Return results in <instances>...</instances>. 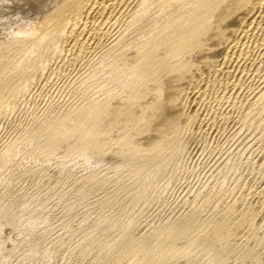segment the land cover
<instances>
[{
	"label": "rangeland",
	"instance_id": "obj_1",
	"mask_svg": "<svg viewBox=\"0 0 264 264\" xmlns=\"http://www.w3.org/2000/svg\"><path fill=\"white\" fill-rule=\"evenodd\" d=\"M53 3H52L53 5L51 4L52 7L49 6L48 10H44V12L41 13L34 21H32L30 24L27 25L28 30L30 29L32 31H28L27 28H25V30L30 32L28 34H30L31 36L22 33V35L18 34L13 39H11L16 43L19 42L18 44H20L21 41L23 40L22 41L23 47L27 49L25 50L24 48L25 53L24 52L23 53L25 55H23V57H20V59L22 58L23 60L21 59L22 61L19 62V66H18L19 68L17 67L18 69H20V66L24 64L23 68H21L20 70L17 69L18 71H20L19 73L15 70L19 74L18 75L16 73L18 75L16 80L18 79V77L20 78L21 76V79H20L21 82L18 80L17 81L20 82V85L22 84L21 87L26 86L23 90V92H25L26 95H24L23 93V94H19V96L18 95L9 96L7 98L9 105L7 101H6L7 105L6 104L4 105V107L8 106L7 107L8 109L5 107L6 108V112L4 111L5 114H2L3 110H0V113H1L0 115V211L1 212L3 211L0 214L5 215L6 217L7 216L10 217V218H6L5 216L0 215V219H1L0 220V264H115V263L117 264L119 262L120 263L122 262L121 264H123V262H125L124 264H127V263L130 264L132 256L135 257L136 255L133 253L135 251L130 250L131 253L129 252L130 253L129 254L127 249H124L125 240L127 237L132 238V239L134 237V239L136 240L143 238V240L146 241V243L148 244L147 250L151 252L153 250L155 253L152 252L153 253L152 254L151 252L148 253L147 251L145 253H148V255L145 253H143V255L139 254L137 259L140 262L141 261L140 259H142L144 256L145 259L143 258L144 261L143 262L141 261V262L143 264L144 262L145 264H151L153 261L158 262L161 259L160 257H162V255L160 256V253L161 254L163 253V247L159 245L161 243V240L160 239L156 240V239H151V238L159 237L166 227L170 228L171 225L178 226L177 224H180L182 222L183 223L190 222L192 215H193L192 216L193 219H191L190 223L196 220H197L196 222H199L200 224L203 223V221L206 222L205 220H209V219L218 220V219H221L220 215L223 216L224 214L226 215V213L228 214L229 212H231L233 208L235 209L233 215L235 217L237 215L236 217L237 220L232 214L231 216L230 214H228L229 217L228 215L227 217L228 218L231 217L228 220L229 226L232 229L234 228V226L235 228L237 226L239 227V228L237 227L238 228L237 230L236 229L233 230L232 232L234 233L233 239L234 237H236V239H234L235 240L234 243H236V240H237V244L239 241V244H238L239 246L243 245L241 247L238 246V248H241L242 249L241 251H244V253L240 251L241 254L239 252L238 254H236L237 256L234 254H233L234 257L227 256V258H225L222 261L223 263H221L219 260L214 261V257L212 259V256L211 257L209 256L210 254L215 255L216 252H214V249H210L211 247H209V244H208L209 240L207 241L205 239L207 242L206 243L205 240L202 238V236L201 237L198 236L196 237V243L200 247L197 249L200 251V253L199 251L195 250L196 252L194 251V254L192 255L193 258L191 257V259L189 260L190 262L187 261L188 264H196V262L198 261L196 259H199V258L201 259H199L198 261L199 263L197 262V264H200V262L201 264H204L208 261H210V263H212L213 261L214 264H219V263L227 264L228 262H230L229 264H231V262L233 261L232 264H236L237 259L239 258L238 256L239 254L241 257V255H245L246 254L245 252L247 251H255L256 250L255 247L258 248V250L256 251L257 253L259 252L261 253L262 251H264V249H262V247H260V245L256 242V239L254 238L255 240L254 241L253 238H251V232L248 229L249 227L248 225L247 227L245 226L246 223H244L245 225L243 224L244 220L242 218L243 214H245V216L247 215L249 216V217L247 216L249 219L251 215H253L254 213L260 214V212H262L263 210V208H261L262 205L260 206L259 204L260 202L264 201V199H261V198H264V194H263L264 185H262V183L264 184L263 182L264 181V170H263L264 169L263 168L264 166V158H263L264 157V154H263L264 153L263 152L264 151V137H263L264 136L263 134L264 132V111H261L264 109H260L264 107V104L262 103L264 100L259 101L258 97L255 98L256 97L255 95L259 92L258 91L259 90L258 86L260 85L259 81L257 79L252 80V83L254 82L255 84L254 83L252 84L250 82H248L247 84L246 82L247 85L245 84L244 88L247 87V91L249 92H247L243 88V90H240V93L238 92L239 94L237 93L238 96L231 95V100L232 99L233 100L230 101L229 103L228 101L230 100V98L229 100H225V102L220 100L221 101L220 103V101L217 102L216 99L214 97L213 99L211 96L209 97L210 102L208 101V103L206 102L205 105L198 106V112L200 113L202 111L201 112L202 114L200 113L202 115L201 120L202 119L204 121L206 120L207 123L206 121L205 123L204 121H202L203 124H201V128L200 127L199 129L196 128L192 133L193 135H190L192 136L191 138H193L192 140H190L191 142L189 141V138H190L189 136V138L185 139V141L181 143V144H184V143L185 144L182 146L180 145L179 147L181 148L178 149L174 155H170L169 157L164 156L163 158H161L162 162L160 163H163V164H160V166L158 167L157 165L154 166L155 164L152 165L153 163L143 164L140 161L142 163L141 164L137 160H135V162L132 161L134 163L131 162L130 163L131 165H130L128 163L129 162L128 159L127 160L123 159L124 158L123 155H121L120 153L116 154L120 151L119 150L120 145L116 143L117 139H115L116 142H113L115 141L113 140L110 143V146L111 148H113V150H107V151H113V153L116 154V155L114 154L115 156H104V155L98 156L90 152L78 154L74 152L73 149H71L72 147L69 148V146H66L65 149L64 148L60 150L57 149L55 153H52L54 149L53 151L50 150L51 153H49L48 151L49 148L50 149L52 148L47 146V147H44L48 149V150L45 149L47 151L46 152L43 150L45 137L43 136L41 138L40 137L41 134L38 133L40 132V129H42L44 126L46 127L48 123V122H45L44 120L49 121L50 118L52 117L51 118V121H52L54 120L56 116L59 117L60 115L61 117L62 113H63L62 116L64 115V113L66 114L68 113L67 115H69L71 111H72L71 114L76 115L75 113H77V111L81 112L80 108H83L82 110H84V108H86L87 105L88 106L91 104L95 105V103L97 102L96 100L100 102V104L98 105L100 107L101 104H103L102 102L104 103L109 102L108 101L109 98H110L109 99L110 101L111 100L115 101L116 98H119L118 96L121 97L125 95L126 93L123 94V92L125 91L121 92L119 90H124L125 88L127 89L128 87V86L126 87L125 85V77L127 76L125 77L120 76L121 78H119V75L117 73V71L119 72L120 70L119 66H116V67L114 66L115 68L113 67V61L116 59L117 56L113 55L112 53H107L109 47L113 44V38L115 39L116 37L115 35H113L112 38L110 39L111 42L109 41L107 42L106 47H103L104 45H101V47H99L97 51L83 53V55H80V57H77L76 55L72 56L70 52L67 53L64 51V49L62 50L60 46L58 47V44H57L59 43L58 37L56 36L57 34L53 32H52V35L55 34V37H50L51 36L50 35L49 37L43 38L41 46L37 48V50L33 51L35 53L27 52L28 47L31 46V43H32L31 41L36 40L39 34L41 35L42 32H45V29L47 27H45L44 24L47 22V19H46L48 16L47 12L51 13V10L55 8L56 1H54ZM143 23H145V21H143ZM30 25L31 27L34 26L33 28H37V29L39 28L38 29L39 32L37 30L39 34L36 32L35 29H32ZM41 26L42 28L45 27V29H41L43 31L40 30ZM26 36L28 37L26 38ZM126 37H129V36H126ZM30 38H34V39H30ZM52 38L53 40L54 38L57 39L55 40V42L53 40L50 41V42H53L52 44H55V46L53 45L54 47L51 46L52 44L50 42H48V39L51 40ZM143 38L145 39L146 36L145 37L142 36V40ZM26 39H29V40H26ZM139 39L140 38H138V40ZM11 40L10 42H8V44L10 43L11 45H13L14 42ZM24 40H26V42ZM45 44H47L46 46L48 48L45 47ZM25 45H28V47H26ZM146 46L143 48L148 47ZM49 47H50V50H51V47L53 49L50 51ZM56 47L60 49H57ZM132 47H134V44ZM132 47L131 45L130 47L125 46V49L128 48L126 50L124 48L123 50L121 47L122 52L121 51L119 52V50H117V52H119V54L120 53L125 54L129 52V50H132L133 49ZM45 49H48L49 51L45 52L46 51ZM39 50L41 51L42 58L40 57L41 56L40 52H38ZM59 50L62 52H60ZM139 50H137V52H139ZM54 51L57 54L53 53ZM142 51H140V54L143 53ZM31 53L36 55L35 59L37 58L39 59L37 62L34 59V55ZM46 53H48L47 55L49 54H52V55H49L48 57ZM62 53H63L62 55L63 57L60 55ZM92 53L94 54L92 55ZM55 54L56 55L59 54L61 57L59 58V55L58 57H56ZM124 54H121V55H124ZM27 55H30V57ZM67 56H68V59H67ZM114 56L115 58H113ZM26 57L29 58L30 60L28 61ZM44 57H45V60L43 59ZM54 57L57 59H54ZM75 57L77 58L73 61ZM61 58L64 60H62ZM79 58L82 60V62ZM111 58H113L112 59L113 61L111 60ZM66 59L69 61H65ZM77 59H79L80 62L79 60L77 61ZM26 60L28 62H26ZM46 60H47V63L43 64L44 62H46ZM23 61L25 62L22 63ZM32 61H34L35 64H33ZM29 62L31 63V65L29 64V66L27 65L26 67V64ZM40 62H41L42 67H40ZM66 62H68V65ZM105 62H109V63H105ZM38 64L39 66H37ZM104 65L109 66V67L106 66L108 70H106L107 68ZM102 66H103V69L101 70L100 68H102ZM110 66L113 68H111ZM36 67L40 69H37ZM32 68L34 69V71L31 72V74H28L27 76H25L26 75L25 71L27 69H31L32 71ZM52 69L54 70V73ZM114 69L117 71L114 72L115 71ZM112 70H113V73L111 72ZM40 71L42 72L40 73ZM95 71L96 73H93ZM102 71L105 73H103ZM22 72L25 75H23ZM109 72L112 73V76ZM39 73L41 74L40 78H39L40 76ZM93 74L95 76L97 75L98 77L100 76L101 77L97 78V76L95 77ZM106 74H109L110 77L109 75H106ZM22 76L25 78L27 77L28 79H23ZM113 76L114 78H112ZM116 79H118V81L123 79L122 82L120 81L119 83L120 84L122 83L121 85H123L124 83L123 85L124 87L122 86L124 89L120 87L121 85L119 83H116L117 81ZM95 80H97V82L99 81L98 86H96L97 82ZM102 80H104L103 84H101ZM106 80L107 82L110 81L109 82L110 85L108 83L110 87H108V85L106 84L107 83ZM111 80L112 82H115L114 83L115 85L111 82ZM23 81H25V83ZM111 84H113L112 86L114 87H112ZM116 84L120 85L119 88L117 87L118 85ZM111 87L112 89H110ZM115 87H117L118 90ZM105 88L106 89L108 88L107 90L109 91L111 90V91L109 92L105 90ZM113 88L116 89V94H117L116 95L117 97L114 95L115 96L114 98L113 96L114 99L112 98L113 93L115 94V91L113 92ZM26 90L28 92H26ZM128 91L129 90H127L126 92ZM108 92L112 94L110 96L109 94L107 95L109 98L106 96ZM119 92H121L122 94ZM102 93L104 95H100ZM93 95L95 96V98ZM246 95L248 98L246 97ZM12 96L14 97V99ZM15 96H18L19 98L16 97V100H15ZM105 96L108 98L107 101L104 98ZM98 97H100L101 101L99 100ZM10 99L12 101H10ZM243 99L246 101H244ZM91 101H93L94 103ZM240 101H242V103ZM214 102H215V105H214ZM260 102L262 106L260 105ZM231 103H233V105ZM250 103L254 104V106L252 104H251L252 106H250ZM258 103L260 106L258 105ZM85 104L86 106L84 107ZM202 106L204 109L202 108ZM240 106H242L243 109L240 108ZM227 108H229L231 111ZM249 109H250V112L247 111ZM65 110H69V111L65 112ZM53 112L55 113V116ZM59 112H62V113L58 114ZM214 113H215V116H213ZM208 115L209 116L211 115L215 119L217 118L216 121L213 120L211 116L208 118ZM229 115L231 117L228 118ZM204 116L208 119L204 118ZM45 117L48 119H46ZM221 118H222V121H221ZM211 121L214 123V125L210 124ZM92 122H93V119H91L90 122L89 123L87 122L86 124L88 128L89 126L94 127V128L92 127L89 129H95L96 127L94 126L96 124L93 125ZM38 126L41 128H38ZM87 127H85L83 131H85ZM88 128L87 130H89ZM205 128H207L208 130ZM34 129L35 130L37 129V132ZM33 130L34 132H32ZM200 131L202 134L201 133L197 134V132H200ZM30 132L34 134H31ZM37 133L39 134V136L37 135ZM36 135L40 137L42 141ZM28 141L30 142L28 143ZM16 144H18V146ZM115 144H117L118 146ZM8 148L10 151L8 150ZM11 148L14 150H12ZM68 148L70 150H68ZM114 148L116 151L114 150ZM62 150H66V151H62ZM32 151L34 152L32 153ZM5 154L6 156L8 155V157H5L4 156ZM118 157H120L121 159L118 160L117 159ZM256 165H259V166H256ZM143 167H146V168H143ZM149 167L151 168L149 169ZM258 169L259 170L261 169V171L258 172L259 171ZM262 174H263V178H262ZM243 175H244V178L242 177ZM259 175L261 176L259 177ZM92 176H95V177L97 176L96 182L97 183L100 182L98 183V185L95 183L93 185L94 188L92 187L93 189L89 188L87 184L88 179H90ZM240 180L241 181L243 180L244 183L243 182L240 183ZM237 181H239V183ZM237 184H238V187H237ZM255 186L257 187V189ZM235 188L236 189L239 188V189L235 190ZM251 188L253 192L252 191L250 192L252 193L249 192ZM220 189L222 190L220 191ZM224 191L226 192V194ZM259 192L260 193L262 192V193L260 194ZM222 194H224L227 200ZM253 194L256 195V197ZM210 195H211V198H210ZM212 195L213 197L215 196V198L218 197L219 200L212 198ZM240 195H243V196H240ZM244 195L246 197L248 196L249 197L246 198ZM259 195H262L263 197ZM233 196H234L233 198L234 200L231 199ZM239 196L242 198H240ZM253 196L256 198V200L255 198H253ZM238 197L239 199H237ZM210 199H212V201ZM247 199L249 200L247 201ZM196 200H198V202ZM204 200H206V202ZM216 200L221 202V204L218 201L216 202ZM223 200L225 201L223 202ZM235 200H236V203H238L239 205L235 204ZM245 201L249 203L250 208ZM252 201L254 205L252 204ZM194 202L196 203V206ZM202 202H205V204ZM207 202L208 204H206ZM211 202L212 204L214 202L216 203L212 205L210 204ZM255 202L259 203L258 206L260 207H258ZM225 203L226 204L228 203L227 204L228 207L226 206ZM244 203L246 204L247 207L245 206ZM217 204L219 206H222V205L223 206L220 208ZM261 204H263V202ZM206 205H209V207L207 206L206 208L205 207ZM236 205L238 206L239 211ZM241 205H243L246 209L248 208L247 210L248 211L250 210L249 211L250 213L249 212L247 213L246 212L247 210L244 207H241ZM251 206L252 207L254 206V207L252 208ZM256 206L258 207V209H255V211H252L254 210V208H257ZM212 207H215L216 211L220 209L219 211L216 212V215H214L215 210ZM229 208L231 210H227ZM240 208L245 213H243ZM5 211L7 213H4ZM207 211L208 212L210 211V212L207 213ZM202 212L207 213L206 214L207 216L204 213L205 218L202 217L201 218L202 220H201L200 217L202 215L201 214ZM239 213L242 215H240ZM257 214L253 216H257ZM218 215L220 216L219 218L216 217ZM261 215L263 216L261 217V219H259L260 217L258 218V221L256 224L257 232L260 230V232L258 233L259 236L264 235V212L261 213ZM253 216H252V219H253ZM183 219L184 220L187 219V220L184 221ZM240 219L242 220V222ZM180 220L181 221L183 220V221L181 222ZM234 221H236L235 224H234ZM135 226H136V229H135ZM162 226L163 228H161ZM129 227L130 229H128ZM133 227L135 230L140 229L142 232L141 231L138 232V230L135 232ZM131 228L133 229V231L131 230ZM159 228H161L160 229L161 231H159ZM121 229H124V230L122 231ZM130 230L132 232H129ZM235 230L236 232L238 231L237 232L238 235L236 232H234ZM124 231L127 232L128 235L130 234L131 236L129 237L127 233L124 235L123 233ZM134 232L138 234H135L133 236ZM143 232L144 233L146 232L145 233L146 235H144ZM117 233L119 234L117 235ZM149 233L151 234L150 235L151 237L149 236ZM244 233L245 234L248 233V234L245 235ZM119 235H124L125 239H124V236L122 238V236H119ZM153 235H156V236L154 237ZM147 236L149 238H147ZM117 237L119 239H117ZM242 237L243 239H241ZM250 238L253 240V242L252 240L251 241L249 240ZM197 239H199V241ZM117 240L119 244L117 243ZM119 240L121 241V243ZM153 240H156V241L153 242ZM241 240L242 242H240ZM248 241L250 242L247 245L246 243ZM203 242H205L204 249L202 247L204 245ZM251 242L253 244L255 242L257 245L252 244L253 246H250ZM206 244L208 245L209 250H207L208 248L206 247L207 246ZM111 245H114L115 247L113 246L114 248H112ZM118 248L119 249L121 248V249L118 250ZM111 249H113L114 252ZM210 250L211 251L213 250L212 252H214V254H212ZM203 251L204 252L206 251V252L204 253ZM118 252H121V253H118ZM226 252H227L226 255L232 254L230 250H226ZM125 253H126V256L124 258L122 255H125ZM201 253H204V254L200 256ZM112 254L114 255L115 258L117 256H119L120 258L117 257L118 259L116 258L115 260L116 262H115L114 261L115 258L112 259V256H111ZM115 254L117 256H115ZM205 254H207L208 256ZM108 255H110L111 257ZM152 255H154V257L156 256L159 258H157L156 260V257L154 259ZM122 258L126 260L123 259L124 260L123 261ZM119 259H121L122 261ZM137 259H135V263ZM148 259H151V260L148 261ZM164 259L165 257L163 256L162 259L159 261V264L160 263L175 264L174 262L176 261L174 260L173 262V260H171L172 262H169L170 260L168 261L167 259H165L166 261L164 262ZM235 260L236 262H234ZM138 261L136 264H139ZM191 261H195V262L191 263ZM166 262H169V263H166ZM187 262H184V263L187 264ZM135 263L132 260L131 264H135ZM179 264H182L181 261L179 262Z\"/></svg>",
	"mask_w": 264,
	"mask_h": 264
},
{
	"label": "bare ground",
	"instance_id": "obj_2",
	"mask_svg": "<svg viewBox=\"0 0 264 264\" xmlns=\"http://www.w3.org/2000/svg\"><path fill=\"white\" fill-rule=\"evenodd\" d=\"M55 1H56L55 8L53 7L54 9L51 10V13L47 12L48 16L46 15L47 16V18H46L47 22L44 24V26L47 28L45 29L44 26H43L44 28H42V26L40 28V30L45 29V32H42V33L40 32L41 33V35H40L38 33L39 28L38 29L33 28L34 26L31 27V25H30V27L32 29H35L36 32L38 30L37 33L39 34V36L37 39L35 37L36 40L31 41L32 42L31 46L28 47L29 44L25 45L26 47H28L27 52L30 53V52H33L34 50H37V48H39L41 46L43 38L49 37L50 35H51L50 37H55V34H57L56 36L58 37V41H59V43H57L58 47L60 46V48H62V50L64 49V51L67 53L70 52L72 54V56L76 55L77 57H80V55H83V53L97 51L98 48L101 47V45H104L103 47H106L107 42L108 41L111 42L110 39L112 38L113 35H115L116 37H115V39L113 38V44L109 47L107 53H112L113 55L117 56L114 61L112 59L115 58V56L113 58H111V60L113 61V67L119 66V68H120L119 72L120 73L115 69H114L115 70L114 72L117 71L119 78H121L122 76H124V77L127 76V77H125V85H126V87L127 86L128 87H127V89L125 88L126 89L125 90L123 88L124 83H123V85H121L122 83L121 84L119 83L120 81L122 82L123 79L118 81V79H119L118 78V79H116L117 80L116 83H119L121 86L118 84H116V85H118L117 86L118 88H119V86L120 87L123 86L122 88L124 90H119V91H121V92L125 91V92H123V94H125V93L126 94L121 96V97L118 96L119 98H116L115 101L109 100L110 98L107 95L108 94H109V96L112 95L109 93L111 90L109 91V90H107L108 88L107 89L105 88V90L109 91L106 94V96L109 99L106 96L104 98L106 99V101L108 99L109 102H105V103L102 102L103 104H101L100 107L98 106L100 104V102H98V100H96L97 102L95 101L96 102L95 105L91 104L89 106L88 105L86 106V104H87L86 103L84 105V107L86 106V108H84V110H82L83 108H80L81 112L77 111V113H75L76 115L71 114V112H72L71 110H73V109H71L70 110L71 115L70 114L67 115L68 113L67 114L64 113V115L66 114L67 116L66 115L62 116L63 113L59 112L58 114L62 113L61 117H60V115H59V117L56 116L54 118V120H52V121H51V118H52L51 117L49 120L50 123H49V121L44 120L45 122H48L49 124L47 123L46 127L44 126L42 129H40V132H38V133L41 134L40 135L41 138L43 136L45 137V142L43 141L44 142L43 148L47 147V146L52 148V149L49 148V150L47 148H44L43 149L44 151H46L45 149H47L49 151V153H51L50 150L53 151V149H54V151L52 153H55V151L57 149H59V150L63 149V148L65 149L66 146H69V148L72 147L71 149H73L74 152H76L78 154L90 152V153H92L94 155H98V156H101V155L115 156L116 154L120 153L121 155L124 156V158H123L124 160L125 159L129 160V162H128L129 164L132 161L135 162V160H137L138 162L141 161L143 164L153 163L152 165L155 164L154 166L157 165V167H158V166H160V164H163V163H160V162H162L161 158H163L164 156L169 157L170 155H174L176 153V151L181 148L179 146L180 145L182 146L185 144V143L184 144H181V143L183 141H185V139L189 138L190 135H193L192 133L196 128H198V129H199V127L201 128V124H203L202 121H204V120L203 119L201 120V116H202L201 112L202 111L200 112L201 114L198 112V106L205 105V103L206 102L208 103V101L210 102L209 97H211V96H212V98L214 97L217 102H219L220 100L225 102V100H229V98H230V100L228 101V103H229L230 101L233 100V99L231 100V95L238 96L237 93L238 92L240 93V90H243L246 82H247V84H248V82L252 83V80L257 79L260 83V85H259L256 82L259 85V86L257 85L259 87V90H258L259 92L255 95L256 97L255 96L254 97L255 98L258 97L259 101L264 100V74H263V72H264L263 71L264 70V0H55ZM46 10H48V8ZM44 20H45V18H44ZM143 21H145V23H143ZM27 27L28 26H26V28ZM27 30H28V28H27ZM28 31H32V30L29 29ZM28 31H26L24 28L22 30V32L19 33V35L20 34L22 35V33L30 35V34H28V33H30ZM41 31H43V30H41ZM52 32L55 34L52 35ZM36 34H35V36H36ZM126 36H129V37H126ZM142 36L143 37L146 36V38L145 39L143 38V40H142ZM27 37L28 36H26V38ZM138 38H140L141 40L140 39L138 40ZM30 39H34V38H30ZM49 39H48V42L53 40V38L51 40H49ZM26 40H29V39H26ZM26 40H24V41L26 42ZM55 40H57V39L54 38L53 41L55 42ZM11 41H13V40H11ZM22 41L20 44H18L19 42L16 43L13 41L14 42L13 45H11L10 43L9 44L7 43V45L0 50V110H3V112L4 111L6 112V108L8 107V106L7 107L5 106L6 107L5 108L4 105L6 104L7 98L9 96H11V95H18L19 96V94H23V93H24V95H26V93L23 92V90L26 86H24V87L22 86L23 87L22 88L21 87L22 84L20 85L21 76H20V78L18 77V79H17L20 82H18L16 80L17 76L19 75L18 73L20 72L18 70L23 68V65H24V64H22V66H20V69H18L19 68L18 67L19 62L23 60L22 58H21L22 59L21 60L20 57H23V55H25L24 51L27 50L25 47H23ZM50 43L52 44L53 42H50ZM47 44H45L46 48H48L46 46ZM133 44H134V47H132ZM53 45L55 46V44H52L51 46H53ZM130 45L133 48L132 50H129V52H127L125 54L124 53L119 54V52L123 48L125 49V46L130 47ZM145 46L147 48H143ZM58 47H56V48L60 49ZM121 47H122V49H121ZM24 48H25V50H24ZM52 49L53 48L51 47V50ZM126 49H128V48H126ZM139 49H141V50H139ZM144 49H145V51H144ZM45 50H46L45 52L49 51L50 47H49V50L48 49H45ZM117 50H119V52H117ZM137 50H139V52H137ZM113 51L115 52V54ZM140 51H142L143 53L140 54ZM38 52H40V55H41V51L39 50ZM60 52H62V51H60ZM65 52H64V54H65ZM116 52H117V54H116ZM33 53H35V52H33ZM33 53H31V54H33ZM53 53H56V52L54 51ZM47 54L48 53H46V55ZM93 54L94 53H92V55ZM121 54H124L125 56L121 55ZM44 55H45V53H44ZM49 55H52V54H49ZM49 55H47V56L49 57ZM58 55H56V57H58ZM60 55L62 56L63 53ZM60 55H59V58L61 57ZM27 56L30 57V55H27ZM35 56L36 55H34V59H35ZM31 57H33V56H31ZM40 57L42 58V55ZM77 57H75L73 59V61ZM43 59L45 60V57ZM54 59H57V58L54 57ZM67 59H68V56H67ZM67 59L65 61H69ZM79 59H77V61ZM27 60L29 61L30 59L27 58ZM27 60H26V62H28ZM38 60H39L38 58L35 59L36 62ZM51 60H52V58H51ZM62 60H64V59H62ZM80 60H79V62H80ZM24 62L25 61H23L22 63H24ZM52 62H53V60H52ZM81 62H82V60H81ZM32 63L35 64L34 61H32ZM45 63H47V60L43 64H45ZM66 63L68 65V62H66ZM105 63H109V62H105ZM29 64L31 65V63L29 62L26 64V67H27V65L29 66ZM107 65H109V64H107ZM37 66H39V64ZM40 67H42L41 62H40ZM107 67H109V66H107ZM113 67H111V68H113ZM33 68H34V66H33ZM33 68H32V71H31V69H27L25 71L26 75L23 74V72H22V74L25 76H27L28 74H31V72L34 71ZM111 68H110V70H111ZM37 69H40V68H37ZM100 69L102 70L103 66ZM29 70H30V72H29ZM106 70H108V68ZM41 72L42 71H40V73ZM111 72L113 73V70ZM53 73H54V70H53ZM93 73H96V71ZM103 73H105V72H103ZM112 73H110L111 76H112ZM32 75H33V73H32ZM55 75H56V73H55ZM106 75H109V74H106ZM118 75H117V77H118ZM29 77H30V75H29ZM40 77H41V74H40L39 78ZM100 77L97 76V78H100ZM109 77H110V75H109ZM129 77H131L132 79ZM33 78H34V76H33ZM112 78H114V76ZM23 79H28V78L23 77ZM25 81H23V82L25 83ZM31 81H33V80H31ZM37 81H38V79H37ZM95 81L97 82V80H95ZM99 81H100V79H99ZM103 81L104 80H102L101 84L104 83ZM27 82H26V84H27ZM98 82H97L96 86H98ZM106 82H107V80H106ZM109 82L110 81H108L106 84L108 85ZM111 82H112V80H111ZM112 83L114 84L115 82H112ZM113 84H111V86ZM99 85H100V83H99ZM109 85H110V83H109ZM109 85H108V87H110ZM112 87H114V86H112ZM112 87L110 89H112ZM117 87H115V88H117ZM115 88H113V92L115 91V94L113 93L112 98L114 95L115 96L117 95ZM118 88H117V90H118ZM251 88H252V86H251ZM244 89L247 91V87ZM81 90H82V88H81ZM127 90H129V91L126 92ZM246 91H244V92H246ZM26 92H28V91L26 90ZM121 92H119V93H121ZM247 92H249V91H247ZM103 93L100 95L105 94V93L104 94ZM119 93H118V95H119ZM254 94H255V92H254ZM18 96H15V100H16V97H18ZM115 96H114V98H115ZM246 97H247V95H246ZM21 98H23V97H21ZM94 98H95V96H94ZM98 98L100 100V97H98ZM11 99H10V101H12L14 99V97L12 100ZM237 99H238V97H237ZM250 99H252V98H250ZM212 101H214V100H212ZM244 101H246V100H244ZM91 102H93V101H91ZM240 102L242 103V101H240ZM255 102H256V100H255ZM255 102H254V104H255ZM261 102H260V105H261ZM7 103H8V101H7ZM220 103H221V101H220ZM262 103L264 104V101ZM217 104H219V103H217ZM231 104L233 105V103H231ZM251 104L252 103H250V106H252V105L254 106V104H252V105ZM8 105H9V103H8ZM214 105H215V102H214ZM258 105H259V103H258ZM245 106H243V107H245ZM3 107L5 108V110ZM213 107H215V106H213ZM233 107H235V106H233ZM236 107H238V106H236ZM256 107H257V105H256ZM202 108H203V106H202ZM207 108H208V106H207ZM229 108H227V109H229ZM240 108H242V106H240ZM260 109H264V107L260 108ZM66 111H69V110H65V112ZM247 111L250 112V109ZM261 111H264V110H261ZM3 112H2V114H5V112L4 113ZM216 112H218V111H216ZM224 112H226V111H224ZM0 115H1V113H0ZM245 115H246V113H245ZM54 116H55V113H54ZM210 116L208 115V118ZM213 116H215V113ZM229 117H231V116L229 115L228 118ZM204 118H206V117L204 116ZM208 118H206V119H208ZM46 119H48V118H46ZM91 119H93V122H92L93 125L96 124V125H94V126H96L95 129H89V128H92L93 126L90 127L88 125L89 126V128H88L86 125L87 122L89 123ZM212 119L216 121L217 118L215 119L214 117H212ZM205 121H204V123H205ZM221 121H222V118H221ZM41 122H42V120H41ZM211 122H210V124L214 125V123H213L214 121L212 123ZM206 123H207V121H206ZM85 127H87L89 130H87V128H86L87 131L86 130L83 131ZM38 128H41V127L38 126ZM205 129H207V128H205ZM34 130L32 132H34ZM35 131L37 132V129ZM38 133H37V135L39 136ZM198 133H201V131L197 132V134ZM31 134H34V133H31ZM263 134H264V132H263ZM32 136H34V135H32ZM37 137H35V138H37ZM40 137H38V138H40ZM191 137L192 136H190V138ZM41 138H40V140H41ZM190 138H189V141L193 139V138H191V139ZM115 139H117V142ZM113 140H115V141H113ZM112 141L116 142V143H118V145H120V147H119L120 151L116 154L113 153V151H107V150H113V148H111V146H110V143ZM29 142L30 141H28V143ZM16 145L18 146V144H16ZM115 145H117V144H115ZM38 147H40V146H38ZM69 148H68V150H70ZM115 148H116V146H115ZM115 148H114V150H115ZM8 150H9V148H8ZM12 150H14V149H12ZM66 150H62V151H66ZM33 152L34 151H32V153ZM41 152H43V151H41ZM6 154L4 156L8 157V155L6 156ZM117 159L119 160L121 158L118 157ZM134 162H132V163H134ZM138 162H136V163H138ZM253 164H254V162H253ZM259 165H256V166H259ZM134 168H135V166H134ZM143 168H146V167H143ZM150 168L151 167H149V169ZM263 168H264V166H263ZM263 168H261V169H263ZM261 169L260 170L258 169L259 170L258 172H260ZM256 175H258V174H256ZM260 176L261 175H259V177ZM96 177L92 176L90 179H88V181L86 180L89 188H92L95 183L97 185H98V183H100V182H98V183L96 182L97 181ZM98 177H100V176H98ZM242 177L244 178V175ZM262 178H263V174H262ZM99 180H100V178H99ZM237 182L239 183V181H237ZM241 182H243V180L242 181L240 180V183ZM259 182H261V181H259ZM105 183H107V182H105ZM262 185H264V184L262 183ZM237 187H238V184H237ZM249 187H251V186H249ZM238 189L239 188H237V189L235 188V190H238ZM253 189H254V187H253ZM256 189H257V187H256ZM221 190L222 189H220V191ZM250 191H252V188H251V190H249V192ZM87 192H89V191H87ZM252 192H250V193H252ZM225 194H226V192H225ZM222 195L224 196V194H222ZM256 195H257V193H256ZM256 195H254V196L256 197ZM262 195H259V196H262ZM240 196H243V195H240ZM254 196H253V198H255ZM239 197L237 199H239ZM248 197H246V198H248ZM197 198H198V196H197ZM210 198H211V195H210ZM212 198L218 199V197L215 198V196L213 197V195H212ZM227 198H228V196H227ZM233 198H234V196L231 199H233ZM240 198H242V197H240ZM225 199H226V197H225ZM261 199H264V198H261ZM210 200L212 201V199H210ZM218 200H216V202ZM236 200H235V204H238V203H236ZM248 200L249 199H247V201ZM251 200H253V199H251ZM255 200H256V198H255ZM255 200H253V201H255ZM196 201L198 202V200H196ZM204 201L206 202V200H204ZM224 201L225 200H223V202ZM247 201H245V202L247 203ZM253 201H252V204H253ZM205 202H202V203L205 204ZM216 202H214V203H216ZM239 202H241V201H239ZM262 202H263V204H261ZM262 202H260V204L256 203V202L255 203L257 204V206H258V204L260 206L262 205L261 208H263V210H264V201H262ZM219 203L221 204V202H219ZM194 204L196 206L195 202H194ZM206 204H208V202ZM210 204H212V202ZM227 204H226V206H227ZM230 204H232V203H230ZM247 204L249 206V203H247ZM207 206L209 207V205H206L205 207L207 208ZM222 206H219V207L221 208ZM245 206H246V204H245ZM260 206H258V207H260ZM219 207H217V208H219ZM236 207L239 211V208L237 205H236ZM241 207H244V206L241 205ZM258 207L254 208V210H252V211H255V209H258ZM212 208H214V210H215L214 215H216V212L220 210V209H218L216 211L215 207H212ZM249 208H250V206H249ZM227 210H231V209L229 208ZM234 210L235 209L233 208L231 210V212H229L228 214H230V216H231V214L233 215ZM263 210H262V212H260V214L253 212L254 214L253 213L252 214L253 215L257 214V216L251 215V217L249 219H248V217H249L248 215H247L248 217L245 216V214H243V216H242V218L244 220L243 224L246 223V225L245 224L244 225L246 227L248 225V227H249L248 229L251 232V238H253V240L255 238L256 242L260 245V247H262V249H264V235L263 236L258 235L260 230L257 232L256 224H257L258 218L260 217L259 219H261V217L263 216V215H261V213L264 212ZM241 211L243 212L242 209H241ZM249 211L247 210L246 212L248 213ZM2 212L0 211V213H2ZM205 212H206V210H205ZM209 212L207 211V213H209ZM4 213H7V212L5 211ZM204 213L203 212L201 213L202 215H201L200 219L202 217H204ZM207 213H205V215ZM243 213H245V212H243ZM228 214L226 213V215L224 214L223 216L220 215L221 217L218 215L216 217H218V218L220 217L221 219L214 220L211 218L212 220H210V219L205 220L206 222L203 221V223H201V224L199 222H196L197 221L196 219H195L196 221H194V222L192 221V223H190L191 219H193L192 218L193 215H192L191 219L189 218L190 222L183 223L182 222L184 220L183 219L182 221L180 220L182 222L180 224H177L178 221L176 222V224L178 226L170 224L171 225L170 228L169 227L167 228L166 227L167 225H166L165 226L166 228L164 227L165 228L164 231L160 234V236L158 235L159 237L156 238L155 237L156 235H153L155 238H151V239H156V240L160 239L161 240V243L159 245L163 247V253L162 254L160 253V256L161 255H162V257L164 256L165 259H167L168 261L170 260L169 262H172L171 260H173V262H174V260H176L174 262L175 264H179L180 261L182 264H185L184 262H187L191 259L192 255L194 254V251L197 250L198 248H200L198 246V244L196 243V237L202 236V238L204 240L205 239L207 241L209 240L208 244H209V247H211L210 249H214V252H216L215 255H211L208 252L210 254L209 257L212 256V259L214 257V261L219 260L221 263H223L222 261L225 258H227V256L228 257H234V255L238 254L242 250L241 248H238L239 241H238V244H237V240H236V243H234V241H235L234 239H236V237H234V239H233L234 233H232L234 229L237 230L239 227L237 226L238 228L237 227L235 228V226H234V228L232 229L229 226L228 220L231 217L228 218L229 217ZM0 215L5 216L3 214H0ZM212 215H213V213H212ZM227 215H228V217H227ZM240 215H242V214H240ZM188 216H189V214H188ZM252 216H253V219H252ZM236 217H237V215H236ZM1 218H3V217H1ZM6 218H10V217L7 216ZM183 218H184V216H183ZM185 218H186V216H185ZM194 218H195V216H194ZM232 219H234V218H232ZM186 220L187 219H185L184 221H186ZM236 220H237V218H236ZM235 222L236 221H234V224H235ZM241 222H242V220H241ZM163 226L161 228H163ZM161 228H159V231H161L160 230ZM243 228H245V227H243ZM128 229H130V227ZM133 229H134V227H133ZM133 229L131 228L132 231H133ZM135 229H136V226H135ZM248 229H246V230H248ZM121 230L123 231L124 229H121ZM131 230L129 232H132ZM137 230H135V232ZM236 230L234 232H236ZM139 231H141V230L139 229L138 232ZM127 232L124 231L123 232L124 235ZM135 232L133 233V236L135 234H138ZM145 233H144V235H146ZM236 233H235V235H236ZM241 233H243V232H241ZM118 234L119 233H117V235ZM247 234H245V235H247ZM124 235H119V236H122V238H123ZM127 235H128V233H127ZM150 235L151 234L149 233V236ZM237 235H238V233H237ZM128 236L130 237L131 235L129 234ZM136 237H138V236H136ZM239 237H240V235H239ZM122 238H120V239H122ZM147 238H149V237L147 236ZM202 238H201V240H202ZM251 238L249 239L250 241L252 240ZM117 239H119V238L117 237ZM124 239H125V236H124ZM199 239H197V240L199 241ZM241 239H243V237ZM156 240H153V242H155ZM206 240H205V242H206ZM253 240H252V242H253ZM250 241H248L246 244L248 245ZM205 242H203V244ZM240 242H242V240ZM252 242H251L250 246H253L254 244H256L255 242H254V244ZM117 243L119 244L118 240H117ZM120 243H121V241H120ZM241 244H243V243H241ZM111 246H112V248L115 247L114 245H111ZM124 246H125L124 249H127L128 253L129 252L131 253L130 250L135 251L137 253L136 254L135 252H133L136 255L135 256L136 258L134 256H132L131 263H132V260L135 263V259H137L139 254L143 255V253L148 251L147 250L148 244L146 243V241L143 240V238L136 240V239H134V237H133V239L127 237L125 240ZM204 246H205V244L202 246L203 249H204ZM241 246H243V245H241ZM241 246H239V247H241ZM109 247H107V248H109ZM202 247H201V249H202ZM206 247L208 248V245ZM255 248H256L255 251H247L246 250L247 251V252H245L246 254L241 255V257H240L241 252L244 253V251H241L240 254L238 255L239 260L237 259V262H236V260L234 262H236V264H264V251H262L261 253L259 252L260 253L259 254L256 252L258 250V248L257 247H255ZM120 249L118 248V250H120ZM111 250L114 252L113 249H111ZM118 250H116V251H118ZM123 250H122V252H123ZM207 250H209V248ZM226 250H230L232 252V254L231 253L230 254L231 255L234 254V255L233 256H231L229 254L226 255V253L228 252V251L226 252ZM197 251H199V250H197ZM212 251H211V253L214 254V252H212ZM150 252L151 251H148V253H150ZM152 252H154V251L152 250ZM118 253H121V252H118ZM118 253H116V254H118ZM126 253H125V255H122L124 258L126 256ZM148 253H145V254L148 255ZM199 253H200V251H199ZM199 253H197V254H199ZM204 253H201L200 256H202V254H204ZM116 254H115V256H117ZM205 255H207V254H205ZM108 256H110V255H108ZM111 256H112V259L115 258L113 254ZM152 256L154 257V255H152ZM196 256H198V255H196ZM117 257H119V256H117ZM127 257H128V255H127ZM155 257H154V259H155ZM162 257H160V258L162 259ZM116 258L114 259V261L116 260ZM124 258H122V260ZM143 258H144V256H143ZM157 258H159V257H156V260H157ZM142 259H140V260L143 262L145 258L143 260ZM165 259H164V262L166 261ZM199 259H201V258H199ZM199 259H196V260L199 261ZM110 260H111V258H110ZM119 260H121V259H119ZM124 260H126V259H124ZM149 260H151V259H148V261ZM152 260H153V258H152ZM114 261H112V262H114ZM129 261H130V259H129ZM137 261H138V259L136 260V263H137ZM141 261L140 262L138 261L139 264L142 263ZM159 261L158 262L155 261V262L159 264ZM195 261H191V263L195 262ZM207 261H208V259H207ZM155 262L153 261L151 264H153V263L156 264ZM169 262H166V263H169ZM197 262H196V264H197ZM232 262H231V264H232ZM121 263L119 262L117 264H121ZM124 263L125 262H123V264ZM206 263L207 264H212V263L214 264L213 261H212V263H210V261H208ZM206 263H204V264H206ZM226 263H227V261H226ZM229 263L230 262H228L227 264H229ZM144 264H145V262H144ZM160 264H162V263H160ZM187 264H188V262H187ZM200 264H201V262H200Z\"/></svg>",
	"mask_w": 264,
	"mask_h": 264
},
{
	"label": "water",
	"instance_id": "obj_3",
	"mask_svg": "<svg viewBox=\"0 0 264 264\" xmlns=\"http://www.w3.org/2000/svg\"><path fill=\"white\" fill-rule=\"evenodd\" d=\"M55 0H0V50Z\"/></svg>",
	"mask_w": 264,
	"mask_h": 264
}]
</instances>
